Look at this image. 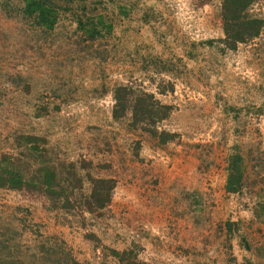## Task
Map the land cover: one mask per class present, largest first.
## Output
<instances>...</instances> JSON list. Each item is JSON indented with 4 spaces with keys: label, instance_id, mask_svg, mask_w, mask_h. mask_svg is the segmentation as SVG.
<instances>
[{
    "label": "rangeland",
    "instance_id": "1",
    "mask_svg": "<svg viewBox=\"0 0 264 264\" xmlns=\"http://www.w3.org/2000/svg\"><path fill=\"white\" fill-rule=\"evenodd\" d=\"M223 3L0 0V174L32 183L0 188V233L78 264H264V28L226 49ZM118 88L171 107L158 133L114 118Z\"/></svg>",
    "mask_w": 264,
    "mask_h": 264
},
{
    "label": "trees",
    "instance_id": "2",
    "mask_svg": "<svg viewBox=\"0 0 264 264\" xmlns=\"http://www.w3.org/2000/svg\"><path fill=\"white\" fill-rule=\"evenodd\" d=\"M253 3L254 0H224L222 17L226 49L235 50L238 45L246 44L261 35L264 22L261 19H251L246 15ZM27 8L29 10L28 15L39 13L42 16L40 20L43 25L46 22L48 26L54 25V22L51 23L43 17L44 13L39 3H29ZM115 95L114 118L123 119L131 112L133 127L141 128L149 134L158 133L157 125L165 121L171 113V107L164 106L153 95L145 92L136 94L130 88H118ZM168 137H166L167 140ZM232 176L231 174L229 185L234 187ZM98 182L100 186L107 184L104 180ZM31 184L29 181L25 182L20 175L8 179L7 176L0 174V188L9 186L17 189L24 187V185L29 187ZM42 187L48 186L43 183ZM104 191L103 188H99L94 194V199L99 208H103L111 201L113 187L108 188L106 192ZM1 221L0 218V224ZM18 236L21 238L22 234L16 232L0 233V264H65L64 260H68L66 264H78L70 254L66 253L67 247L63 243L50 244L49 240H46L37 242L35 246H29L23 243L18 244Z\"/></svg>",
    "mask_w": 264,
    "mask_h": 264
}]
</instances>
